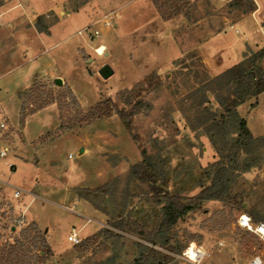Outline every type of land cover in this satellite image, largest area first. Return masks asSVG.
Returning <instances> with one entry per match:
<instances>
[{
	"label": "rangeland",
	"instance_id": "obj_1",
	"mask_svg": "<svg viewBox=\"0 0 264 264\" xmlns=\"http://www.w3.org/2000/svg\"><path fill=\"white\" fill-rule=\"evenodd\" d=\"M239 1L237 4L244 8L249 4L247 0ZM4 2L15 3V7L0 9V22L8 14H11L8 22L34 24L36 28L41 25L49 28L68 19L72 22L65 35L58 31L62 27H57L54 36L42 45L45 57L60 50V55H78L74 65L66 61L57 68L62 85L55 83L56 74L36 75L30 87L18 92L21 126L24 125L21 123L23 103L25 117L48 95L65 103L61 118L58 103L52 102L59 122L37 140L38 145L65 133L67 138L52 150L58 152L63 163L75 165L72 168L74 179L88 174L83 179L91 186H98L109 177L103 161L95 155L97 149L111 150L116 146L134 159L145 149L155 164L156 183L170 193L184 196L186 202L211 183V176L220 165L234 167V159L238 158L240 168L249 170L236 173L229 193L222 200L196 204L172 228L171 242L155 248L170 264H191L176 257L182 255L191 242L206 250L202 264H247L264 248L253 232L238 223L242 213L251 215L254 221L253 217H257L259 222H264V92L247 98L238 106L239 115L246 119L253 136L259 138L246 146L237 141L234 131L237 118L218 103L216 92L207 90L209 100L200 104L202 91L199 88L215 77L201 55L200 43L224 27L227 22L224 16L232 12L235 1L218 9L208 0H190L182 12L173 16H168L170 9L165 6L160 9L152 0H0V4ZM261 3L264 14V0ZM161 4L165 5V0ZM105 15L113 22L109 27H104L100 20ZM95 22L102 30L100 37L84 39L77 33L78 27ZM249 29L252 43H260L261 39L264 42V35L254 20ZM15 44L16 40L0 32V66ZM250 50L246 49L243 60ZM107 63L115 72L104 78L100 70ZM33 64L35 62H29L4 76L0 80L2 89L11 91L17 83H24L26 71ZM262 65L264 67V61ZM34 84L35 93L31 91ZM70 91L78 103L70 97ZM101 101L112 109L110 115L78 121ZM0 112L8 119L10 130L17 131L21 137L22 127H15L3 109ZM108 118L118 119L123 125ZM39 126L31 120L33 133ZM31 131L27 136L33 134ZM75 139L86 141L90 154L80 156L82 144ZM19 148L17 145V152ZM69 153L72 158H68ZM106 155L113 164L128 161L123 153L107 151ZM79 163L82 168L77 166ZM2 165L5 169L2 174L8 176L6 165ZM130 166L101 186L75 189L90 202V210L96 209L89 214L101 220L85 228L79 244L67 238L78 215L62 207L55 198H43L46 195L41 192L46 193L45 190L36 191L43 185L55 187L61 172L43 176L34 168H19L12 181L25 191L15 197L11 188L0 189V243L22 240L26 244L24 254L28 256L25 264L38 261L35 254L42 250L41 236L47 239L54 254L38 264H110V261L133 264L139 251L136 243L152 245L146 240L162 219V205L155 201L148 182L131 177ZM28 208L42 225L26 216ZM18 217L24 219L22 225L15 223ZM24 229H28L27 232L24 233Z\"/></svg>",
	"mask_w": 264,
	"mask_h": 264
},
{
	"label": "crops",
	"instance_id": "obj_2",
	"mask_svg": "<svg viewBox=\"0 0 264 264\" xmlns=\"http://www.w3.org/2000/svg\"><path fill=\"white\" fill-rule=\"evenodd\" d=\"M15 2V0H13ZM214 7L218 9L223 7L227 2L235 1L236 4H232L231 13H228L227 16H224L226 21L224 23V27L209 39L204 40L200 43V51L201 55L204 58L205 63L207 64L210 73L212 76H216L226 69L230 68L231 66L239 63L241 60L244 59V52H246L247 48L252 49L253 51H257L260 48L264 47V42L262 43V39L260 43H252L250 41V23L254 20L256 27L260 29V31L264 35V14L263 6L261 0H254L255 6L253 10H248L246 7L244 8L242 4L238 5L239 0H208ZM240 2V1H239ZM14 4L4 2L0 4V9H9ZM15 7V6H14ZM10 10V9H9ZM9 13V12H7ZM13 13V12H12ZM237 14L236 17L230 19L229 16H233V14ZM8 16H11V14ZM8 16H3V21L0 22V32L3 34L6 33L8 36L14 40H16V44L14 45V49L10 56L4 59V62L1 64L2 69L0 71V80L15 70L16 68L22 66L25 67V64L29 62H35L31 67L27 69L26 80L24 83H17L14 90L8 91L2 89V85L0 84V110H4L7 115L10 117L12 123L15 127L21 126L20 124V107H21V100L18 96V92L30 87L33 82V79L36 75H47V74H56L54 78H57L60 74L58 73L59 65L63 66L64 62L68 61L74 65V63L78 60V55L75 53H69L68 55H60L62 52L60 50L57 54H52L51 56H44L45 49L42 48L44 43H47L51 37L54 36L57 30L65 35L70 29V25L72 22L71 20L60 21L54 23L48 28V31H40L34 24L29 25L28 23H20V22H8ZM85 20V19H84ZM173 21V19H172ZM84 23V22H83ZM88 24H83L82 26L78 27L77 33L80 35V31L88 26ZM236 32V33H235ZM74 34V33H73ZM71 33L68 35V38L71 37ZM82 38L87 39L89 38L88 35L84 33L81 34ZM73 49V48H71ZM226 58V60H225ZM7 60V61H6ZM6 61V62H5ZM226 62V63H225ZM3 83V82H1ZM58 114L56 112V106L54 103L46 105L44 108L38 110L35 113H31L26 117V121L24 125H22V135L20 137V141L17 142V145L20 146L19 151L16 153L20 154L21 156L13 155L9 157V162H14L16 164V171H11L6 162H0V175L11 182L12 178L17 176L19 172V168L21 170L34 168L36 171L42 173L43 176L49 175L51 172H61V176L59 181L55 183V187H49L48 185H43L37 187L36 191L45 190L46 193H42L41 195L43 198H55L59 200V204L71 211L76 213V219H78L77 223L72 226V229L68 232L67 238L69 234L75 229L81 238L84 237L85 228L88 225H96L98 222L101 223V220H98L95 216L90 215L89 213L96 212L94 207L90 210L88 204L90 202L85 199L82 195L78 194L79 188H88L93 189L94 187L101 186L107 182H109L113 177L116 175L123 173L126 171L131 164H135L142 160V153L140 152L139 148L138 151L140 152V157L132 158L127 151L118 149L116 146L111 150H106L104 148H99L96 150V157L103 161L105 165L109 177H106L102 180L101 184L98 186H91L85 183V177L87 175H83L80 178L74 179L73 178V167L75 165H68L62 162L60 159V155L57 151L52 150L53 147L62 139L67 138L65 133L61 134L56 138H52L51 141H48L44 144H37V140L42 137L43 135L47 134L48 132L52 131L58 125ZM114 119L118 121L120 120L115 118H108ZM106 119V120H108ZM31 120H35L38 124H40L38 131L32 132L30 129V122ZM121 125H123L121 123ZM122 128V127H121ZM124 130L125 127L123 126ZM123 130V129H122ZM28 131L32 132L31 136H27ZM128 133V132H127ZM74 137V135L72 136ZM77 137V136H76ZM75 137V138H76ZM76 140V139H75ZM22 141V142H21ZM21 142V143H19ZM77 142V140H76ZM86 141H79L77 143L82 144L80 148V156H84L85 154H90L87 145L85 144ZM110 153H123L127 156L128 161L124 163L113 164L111 163L106 155V152ZM72 154L69 153L68 158H72ZM34 160V161H33ZM6 165L7 171L9 173L8 176H4L3 170L5 169L2 167ZM78 167L83 166L81 163L77 165ZM82 168V167H81ZM7 173V172H6ZM14 183V182H13ZM16 184V183H15ZM77 188V190H75ZM36 196V195H35ZM38 197V195L36 196ZM41 198V197H39ZM47 198V199H48ZM44 199V200H45ZM52 201V200H51ZM54 202V201H53ZM65 202L70 203L71 205L65 204ZM79 210L77 211V209ZM89 211V212H88ZM26 216L29 218L35 219L40 225L42 223L36 216L30 213V208L26 211ZM95 217V218H94ZM96 222V223H95ZM49 235V231H48ZM49 238V236H48ZM69 241V239H68ZM71 242V241H69ZM72 243V242H71ZM74 244V243H73Z\"/></svg>",
	"mask_w": 264,
	"mask_h": 264
},
{
	"label": "trees",
	"instance_id": "obj_3",
	"mask_svg": "<svg viewBox=\"0 0 264 264\" xmlns=\"http://www.w3.org/2000/svg\"><path fill=\"white\" fill-rule=\"evenodd\" d=\"M153 3L160 9L165 6L166 9H170L168 16L176 15L183 11V9L190 3V0H165V5L161 4L162 0H152ZM248 10H253L255 2L253 0H247ZM40 31H47L48 27L45 25L38 26ZM246 59L231 66L224 72L218 74L215 77L209 78L203 86L199 88L202 91V102L209 100L207 90L216 92V99L218 103L224 107L225 111L230 116L237 118V123L234 126V131L237 133V141L242 145L254 144L259 140L253 136L247 121L241 117L238 113V106L246 101L247 98L252 96H258L264 92V67L262 62L264 61V47L257 51L250 50L246 54ZM246 62H248L246 64ZM31 91L35 93L36 85L32 86ZM45 93V92H44ZM70 97L74 102L78 103L76 96L70 91ZM23 99V94H20ZM57 102L61 112V118H63V105L60 98L48 95V97L40 102L36 109H33L31 113H35L47 104ZM65 106V105H64ZM25 103L22 104V116L21 123H25ZM30 113V114H31ZM112 109L106 105L103 101L99 102L95 106L91 107L87 114H84L78 118V121H88L101 115H110ZM120 115L124 117L123 111H120ZM210 119H213L211 117ZM143 160L130 166L131 177L137 178L143 182H148L153 192L155 201L162 205V219L159 222L158 227L149 232L148 239L152 245L144 242H137L136 245L139 249L133 264H166V256L161 254L160 250L155 248L156 245H167L171 242L170 232L172 228L177 224L178 220L182 218L189 211L199 204L207 200H222L230 191V186L234 176L238 171H248L249 168L242 169L239 165V159H234V167H229L225 164L220 165L216 172L211 176V183L204 187L199 194L193 199L186 202L185 197L180 194H173L164 190L155 181V164L151 156L145 149L142 150ZM89 199V198H88ZM255 221L259 222L260 218L253 217ZM114 226H117L114 224ZM37 230V225H34ZM28 229H24L23 232H27ZM40 233V231L38 232ZM42 250L35 254L37 262H30V264H38L48 260L53 254L54 249L47 242L44 236H41ZM25 243L22 240H17L14 243H0V264H25L28 261L25 249ZM113 264V261H110Z\"/></svg>",
	"mask_w": 264,
	"mask_h": 264
},
{
	"label": "built area",
	"instance_id": "obj_4",
	"mask_svg": "<svg viewBox=\"0 0 264 264\" xmlns=\"http://www.w3.org/2000/svg\"><path fill=\"white\" fill-rule=\"evenodd\" d=\"M100 20L104 27H109L113 23L109 15L103 16ZM96 24L97 22L86 26L80 31V33L87 34L90 38L100 37L102 35V30ZM18 141H20L19 133H17V131L10 130V123L8 119L0 112V162H6L12 172L16 170V164L14 162H9L8 159L16 154ZM4 187L11 188L15 197H19L25 191L19 185L4 179L0 175V189ZM15 223L22 225L24 223V219L18 217L15 219ZM238 223L242 227H245L249 231L253 232L264 244V222H255L251 215L242 213L239 215ZM68 239L74 244H79L83 240L75 229L71 232V234H69ZM206 255L207 252L202 245L196 242H191L190 245L182 252V255H176V257L185 259L191 264H202ZM247 264H264V248L260 252L254 254L249 259Z\"/></svg>",
	"mask_w": 264,
	"mask_h": 264
},
{
	"label": "water",
	"instance_id": "obj_5",
	"mask_svg": "<svg viewBox=\"0 0 264 264\" xmlns=\"http://www.w3.org/2000/svg\"><path fill=\"white\" fill-rule=\"evenodd\" d=\"M114 68L110 65V64H105L102 69L100 70V74L104 77V78H108L110 77L112 74H114ZM55 83L58 85H62L63 80L60 77L55 78Z\"/></svg>",
	"mask_w": 264,
	"mask_h": 264
}]
</instances>
